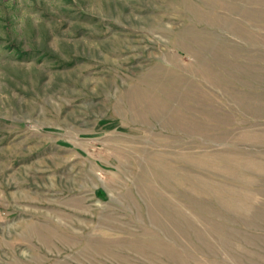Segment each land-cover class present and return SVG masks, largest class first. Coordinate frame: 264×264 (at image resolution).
Returning a JSON list of instances; mask_svg holds the SVG:
<instances>
[{"label": "rangeland", "instance_id": "obj_1", "mask_svg": "<svg viewBox=\"0 0 264 264\" xmlns=\"http://www.w3.org/2000/svg\"><path fill=\"white\" fill-rule=\"evenodd\" d=\"M0 264H264V0H0Z\"/></svg>", "mask_w": 264, "mask_h": 264}]
</instances>
